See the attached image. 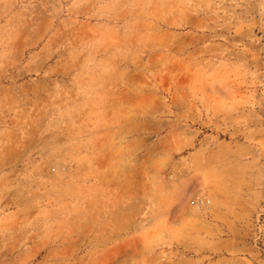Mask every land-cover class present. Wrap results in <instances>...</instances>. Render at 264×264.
I'll use <instances>...</instances> for the list:
<instances>
[{
  "label": "rangeland",
  "instance_id": "374dc122",
  "mask_svg": "<svg viewBox=\"0 0 264 264\" xmlns=\"http://www.w3.org/2000/svg\"><path fill=\"white\" fill-rule=\"evenodd\" d=\"M0 264H264V0H0Z\"/></svg>",
  "mask_w": 264,
  "mask_h": 264
}]
</instances>
